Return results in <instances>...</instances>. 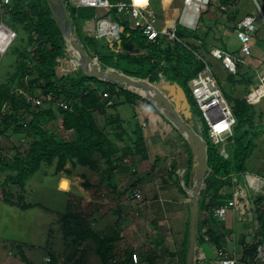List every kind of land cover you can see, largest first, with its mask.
<instances>
[{
    "label": "trees",
    "instance_id": "1",
    "mask_svg": "<svg viewBox=\"0 0 264 264\" xmlns=\"http://www.w3.org/2000/svg\"><path fill=\"white\" fill-rule=\"evenodd\" d=\"M109 1L116 3L119 0ZM211 4L218 5L216 8L222 15L231 10L232 14L227 16V20L234 21L236 19L238 12L235 0H210ZM221 6H228L229 9L221 11ZM233 6L234 8H232ZM70 8L73 11V15H77L79 19L86 18L85 13H82L84 10H94ZM71 11L69 10L68 12L74 29ZM123 19L129 21L125 16ZM0 23L16 34L18 32L26 34L24 37L20 34L22 45L19 42L13 52L16 58L14 64L16 72L12 76V80H16V87H12L9 81L0 84V115L2 112L4 113L1 121L4 140L0 143V150L7 151L11 149L13 151L11 159L8 161L0 160V177L5 173V177L0 184L4 201L10 202L13 198L11 192L5 186L16 185L23 190L26 182L45 166L52 167L54 165L55 172H61L64 171L65 166L69 163L72 168L81 166L96 171L99 169L100 160H102L103 164L106 165L104 169L107 174L106 182L109 187L115 190L114 176L119 164L128 162V157L137 156L140 165L141 163H145L142 164L143 166L146 165L148 155L140 127L136 126L133 132L130 133L128 127H126V121L119 118V114H116V117L113 115L108 116L103 126L98 121V116L105 114L106 109L117 110L121 105L131 106L134 116V107H139L138 103L143 101V99L124 88L121 84L97 81L84 76L80 70L69 74H59L58 66L61 63L60 60L65 56L66 43L54 18L49 0H10L8 5L0 4ZM125 23L118 24L123 28V32L119 35V47H117L115 42L113 48H111L112 50L117 48L119 50L118 54L120 56L115 59H119L123 55L121 54V51H123L127 56H134L141 64L145 61L148 64V73L144 76H138L123 69L120 70L118 67H109L132 78L148 79L151 83H164L165 81L158 80V76L160 75L164 78L167 76L165 79L170 80H167L168 82L177 84L183 90L187 100L192 99L193 101L189 82L203 70L205 66L202 61L205 60L203 57H209L211 49L206 43L205 36L202 37L198 29L190 30L177 25L175 36L179 42L169 40L171 44L167 43L162 48L161 37L155 43L149 42L139 29H134L130 25L127 27ZM198 23L208 27L207 30L209 32L212 31V26L204 24L203 15L199 17ZM236 23L233 31H235ZM74 32H76L75 29ZM134 32L141 33L142 45L133 43ZM92 40H94L95 49H91L88 52L81 42L83 48L88 54L95 53L97 55L103 69L109 68L104 63V57L100 55L101 46L109 49L107 42L104 39L95 37H92ZM33 44H36L33 50L28 48ZM149 46L155 48L153 49L156 50L155 53L150 54L147 49ZM113 53L115 54V52ZM244 57L251 58L252 55ZM260 59L263 58L260 57ZM241 61L237 62L236 73L225 71V81L232 89L237 86H243L245 92H248L251 85L248 72L252 68ZM27 77L31 79L29 81L25 80ZM215 77L217 78V75ZM91 85L92 87H90ZM36 91H39L40 94L36 93ZM23 93L31 97H42L41 104L36 106L28 103ZM222 94L226 101L232 102L231 110L237 120V124L234 128L233 136L228 139V143L232 144V148L229 152L227 151V158L221 156L219 148L215 149L209 140L208 142L205 141L207 146V167L209 169L206 178L214 175V179L220 180V183H222L221 187L225 186L221 192L226 195L223 196L221 192L209 194L205 185V189L200 193L198 203V214L202 216L201 227H205V229L199 236L196 234L197 244L208 243L214 247L216 253L217 250L223 249L226 239H232V233L227 231L224 226L221 227L219 225L220 222L217 221L218 219L214 220V218L210 217L213 214L210 213L205 216L203 212L212 207L223 205L231 199L234 184L229 176L231 173L244 171V163L250 158L255 147L254 139L260 133L253 132L254 114L252 104L245 97L241 99L233 98L232 95L224 90H222ZM46 96L54 97L55 102L48 101ZM59 100L64 103L63 106L58 103ZM151 109H153L152 106ZM57 116L61 118V131L56 129ZM133 116L132 118H134ZM26 117H29L28 123L20 122L25 121L24 118ZM162 119L173 130L177 131L167 120L163 117ZM17 124L19 126H16ZM205 127L207 133L206 124ZM236 130L240 134L237 135ZM65 132H70V134L67 136L66 134L63 135ZM14 134H24V136L28 137L25 148H16L17 145L14 146L10 141V135ZM118 143L124 144L120 147V145H117ZM188 152L187 170L184 175L186 186L191 184L190 174L193 172V154L190 149ZM213 159H217V163ZM213 163L217 164V166H212ZM150 167L149 173L156 168V160ZM136 182H139V179L132 183L131 187L134 188ZM183 194L187 197L185 192ZM249 201L251 202L252 218L255 224L254 236L248 235L251 237L249 239L248 236L244 235L235 239L238 246L242 247V262H249L256 255L257 246L260 243L259 238L264 236V215L259 208V205L264 202V196H258L255 199H249ZM15 203L23 209L33 207L31 204L23 203L21 196L17 198ZM64 210L61 222L64 226L66 237L71 238L69 244L74 247V252L67 257L69 262L66 264H82L81 257L86 255V246L89 241L95 244V253L103 263H109L110 260H114L113 264H133L130 260V255L126 258L125 252L116 250V245L122 240L124 231L122 234L114 231L110 234L101 235L92 230L91 205L83 198L67 194ZM71 224L77 230L76 233L72 230ZM188 236L189 221L185 232L187 243L185 244L184 242L183 248V253L185 254L188 247ZM254 238L255 240L257 239L256 243H253ZM162 245L163 239L158 237L154 244H151L143 252L142 258L146 264L155 263L158 257L157 251L163 254L168 253L164 248H161ZM77 252L80 255L75 260L74 257ZM49 257L50 260L47 264H58V260L53 254L49 253ZM22 260L26 264H32L27 262L24 255H22ZM182 264H185L184 258H182Z\"/></svg>",
    "mask_w": 264,
    "mask_h": 264
},
{
    "label": "rangeland",
    "instance_id": "2",
    "mask_svg": "<svg viewBox=\"0 0 264 264\" xmlns=\"http://www.w3.org/2000/svg\"><path fill=\"white\" fill-rule=\"evenodd\" d=\"M49 1L51 3H55L54 0H49ZM235 3H236V10L238 13L236 19L234 21H230L227 20V16L232 14L231 10H229V12L226 13L225 15H222L220 12H217L218 10L216 7H218V5L215 4L208 5L209 4L208 1L207 2L208 12L211 13V11L214 10L216 11L215 14H217L216 17L217 23L215 24L214 22L216 21L215 19L208 20L209 26L217 27V29L220 30L222 34L226 30L227 35L229 36L227 37L228 38L227 43L226 42L223 43V47L224 48L226 47L225 48L226 51L230 54L237 53L239 55V58L243 60L246 66L259 69L260 71L262 69H260L259 67L263 66L264 68V0H235ZM69 10L71 11L72 9L68 7V11ZM1 12H3V10H1ZM82 13L83 14L85 13L84 14L86 15L85 19H79L77 15H73V11L70 12V14H72V19L74 20L73 25L76 31L75 33L78 35L79 39L84 44L88 52L91 49H95L93 42L94 40H92V37H94L93 30H94L95 20L109 16L112 20H115L119 23L126 22L125 24L127 27H129V25L131 26L129 21L123 19L124 16H122L117 11L110 8L96 9L93 11L84 10ZM246 14L254 16L256 18L254 24L256 28V35L254 37L256 38H254L251 43V45H253L251 58L244 57L239 53L240 43L237 39H236L237 41L235 40V35L233 34V27L235 23L238 22V20H241ZM205 19L206 18H204V20ZM198 20L199 19H197V23ZM197 26L200 27L199 24H197ZM157 27H159L158 24ZM196 28L197 27H194L192 29L195 30ZM1 31L3 33L1 34V38H2L1 40L6 39L7 37L9 38L8 30L6 31L4 29H1ZM20 34H22L23 37L26 35L24 33L18 32L16 34V37L13 38L14 40L11 42V45H9L10 47L7 48V51L4 54L3 53L0 54V84H3L5 82L7 83L9 81L12 87H16V80H12V76L16 72V66L14 65L16 58L14 55L15 53L13 52H14V48L19 44V42L22 45V39L20 38ZM141 39H142L141 33L134 32L133 43L136 45H142ZM161 40H162V44H161L162 48H164L167 45V43L171 44V42L165 36L161 37ZM35 45L36 44H33L31 47L29 46L28 48H31V50H33L35 48ZM108 48L109 49H107L104 46H101V50H100V55L104 57V63L108 65V67L109 66L118 67L120 70L123 69L126 72L138 76H144L148 73V64H146L145 61L143 64H141L137 59H135L134 56H127L125 52H121V54L125 56L121 55V57L116 60L115 58L120 56L118 52H116L117 49L112 50L110 47ZM147 49L150 51V54L155 53L156 51L153 50L155 48H153L152 46L147 47ZM67 50H65L66 55L64 56L65 57L64 60H62L60 65L58 66L59 74H67V73L69 74V72H72L73 68L76 67L75 61L78 62V60L72 54V52L69 51L68 48ZM113 52H115V54ZM259 55L263 59H260ZM203 58L208 61V64L213 74L217 75L216 79H218L219 81V87L221 91L224 90L225 92H228L230 95H232L233 98L241 99L243 97H246L251 91L255 90L259 86V83L256 80L255 70L251 69L248 72L249 73L248 77L251 79V85L249 87V91L245 92V88L243 86H237L232 89V87H230L225 81L226 72L221 68L219 62L211 59L208 56L206 57L204 56ZM33 62H31V64H33ZM64 64H66L67 68L62 67L64 66ZM158 77H159L158 79L159 81L163 80L162 82L164 81L165 82L164 83L154 82L156 83L155 88L159 90L162 94H164L167 99L169 96V100L173 104L177 103V106L181 105V102H179L177 98H173L179 95L177 88H175V84L168 82L170 80L167 79L168 80L167 81L165 79L167 78V76H165L164 78L159 75ZM30 79H31L30 77H27V79L25 80L29 81ZM90 87H92V85ZM124 88L127 89L129 87L124 86ZM129 91L133 92L132 89H130ZM36 93L40 94L39 91H36ZM135 94L138 95L137 93ZM51 101L55 102V98L50 97V102ZM60 101L61 100H59L58 103L62 104L63 106L64 103ZM193 101L192 99L188 101V104L190 106V112L192 113L191 127L198 135H200L204 139V141L208 142L209 139L207 137L206 127H205L206 123L204 121V118L202 117L201 112L199 111L197 106L194 104L195 102ZM143 102L145 103L140 106L142 110L141 113L144 116L143 118H145L147 121L144 122L143 119H141L142 118L141 115L138 116L139 119H133L132 118L133 108L127 105H121L117 108V110L106 109L105 114L98 116L99 124L103 126L105 119L108 116L113 115L116 117V114H119L120 116L119 118H122L123 120L126 121L127 123L126 127H128V131L130 133L133 132L136 126H138L141 128L142 132L144 131L145 134L146 131L148 132L149 129L153 126V124H150L146 128V123L148 122V120H150V122H153L150 119V117H152L153 114H157L160 116V113L153 104L149 103L144 99ZM227 103L229 107L232 109V105H233L232 102L227 101ZM151 106L153 110L151 109ZM252 106H253L252 110L254 114L253 132L257 134L259 132L260 133L257 137H255L256 139H254L255 147L254 150L252 151L250 158L247 159L244 163V171L241 173L239 172L231 173V175L229 176L231 181L233 180V177L237 179V185H234V187L238 186L242 188L249 199H252V197H251V191L249 190L246 184L247 183L245 177L246 174L257 175L264 179V96H261L259 101L256 104H253ZM138 111L140 113L139 109ZM24 119L25 121H20V122H25V124L29 122V117H26ZM56 123H57L56 129L61 131L62 130L61 118L59 116H57L56 118ZM16 126H19V124H17ZM65 134L67 136L68 134H70V132H65L63 135ZM236 134L238 135L240 134V132L236 130ZM152 135H154L155 137H153V139L151 140L148 146L150 147L153 146L152 144H154V142L156 141L162 147L164 152L163 153L161 150L159 154H163L164 156L165 154L172 153L176 149L178 150V148L175 146L174 143L175 141L173 140V137L171 136L166 137L165 131L161 133H153ZM178 135L185 144V149H186L185 152L186 151L188 152L190 147L179 133ZM27 140L28 137L26 135L24 136V134L22 135L20 134L16 141V145H17L16 148H22V149L25 148L27 145L26 143ZM123 144L124 143H118L117 145L118 146L120 145L121 147ZM214 148L218 149L219 146L214 145ZM231 148H232V144L227 143L226 151L229 152ZM9 152L10 154L8 153L7 156L12 157L13 151L11 150ZM190 152L192 153L191 150ZM157 160H158L156 161L157 164H163L165 162L163 158ZM127 161L128 162L126 163L119 164L115 171V175H116V180L114 182V184H116L115 190L109 187L106 182L107 174L104 172L106 165L103 164L102 160H100L99 169H97L96 171L81 166L72 168L71 165L68 163L65 166L66 169H64V171H61L63 172V174L62 173L61 174L63 176L67 175L68 177H70V180L72 182L71 187L68 188L69 186L68 181L62 179L60 182V188L62 190L68 189V191H66L68 194H73L80 198H83L87 203L91 205L92 230L98 232L101 235L110 234L114 231H118L121 234L124 230L130 232V234L127 233L126 231L123 232L122 239L123 238L125 239L123 242H120L119 244L117 243L116 250L117 251L121 250L125 252V257L127 258L130 255V251L133 249L134 244L139 246L141 245L143 251L138 252V254L140 257H142V254H144L143 252H145L148 249V247L151 244H154V242L158 239V234H156L153 229L155 225L151 223L152 221L157 219V214L150 212L146 214V216L144 215L140 217V213H139V211L142 210L145 205L144 202L152 201V199H150L152 193L149 192L152 190L151 189L148 190L150 181L148 183H144L143 185L139 184V182H136L134 188L131 187V184L138 179V175H141L143 172L149 171L150 163L147 162L146 165H144L145 167L142 165L145 163H141L140 165V161H138L137 156L128 157ZM213 161L217 163L218 160L213 159ZM213 165L217 166V164L215 165L214 163L212 164V166ZM134 169L136 170L135 172H137L138 175L137 173H134ZM183 174L184 175L186 174V170ZM56 175H59V172H55L54 165L52 167L45 166L42 167L27 182L28 193L32 191L30 194V201L39 200L41 204H38V206L40 208H42L43 206L48 207L49 209H51V211L48 210L49 213L44 212L43 209H35V210L23 212L20 209H18L16 206L15 207L11 206L10 202L7 203L0 199V237L4 238L3 241H0V264H26V262L22 260L23 254L21 255V253H23L24 251L30 252V257L33 259V262H35L36 264H47L45 262V259L49 256V253L53 254L57 258L58 264H66L69 262L67 260V257L74 252V247L69 244L71 238L66 237V234L64 233V226L61 222V216L65 210L63 209L60 214L57 213L55 214L54 212L56 211L54 203L57 200V197L55 196L53 191L55 189V184H56V178H57ZM4 177H5V173L2 174V176L0 177V183L3 181ZM193 177H194V171L190 174L191 184L189 186L185 185L184 177L182 184L180 183V186L183 187V190L186 192L187 197L185 198L181 196L182 194L179 191V196H180L179 198L181 200H185L188 203H189L188 192L190 191V188H192L194 182ZM176 183L178 185V182ZM205 185L209 194H215L218 192L220 193L222 190H224L223 188H225V186L221 187L222 183H220V180L214 179V175H210L209 177L206 178V180H204V186ZM6 187L8 190L14 193L12 194L13 196L16 194L15 189L16 190L18 189L16 185H9V186L7 185L5 186V188ZM152 187L154 186L152 185ZM137 189H140L142 192V200L141 201L129 200L130 194ZM204 189L205 187L203 188V190ZM221 193L223 196L226 195L223 194L224 192ZM16 197L17 196L13 197V202L14 201L17 202ZM149 206H152V204H150ZM152 208L154 209L153 206ZM153 209H151L150 211H152ZM179 209H180L179 201L174 200L167 208V213L169 214L167 215L166 213V215H164L165 217L162 216L164 217L162 218V221L170 220L169 221L170 223L167 224V222H165L163 225L164 227L162 228V232H164L166 239V244H164L163 241V245L161 247L164 248V250H167V248H170L171 246L172 238L168 234V232H171L174 235V233L176 232L175 228L179 227L177 223L179 222V219L178 216L175 215L178 212H180ZM154 212L156 211L154 210ZM229 212L230 211H228V213ZM210 217L214 218V220H217V218L213 216ZM210 217H208L209 220H211ZM234 220L232 218H229V214H227V218L225 221H219V220L217 221L220 222L219 225L221 227L224 226L225 229H227V231L229 230V232H231L230 231L231 228L228 229L227 226L229 225L232 226L233 223H235L236 228L239 227L243 232H245L248 227H251V229H253L252 227H254V223L251 224L248 217L246 216H238L236 214ZM185 221H186L185 225L187 228V222L189 221V218L186 217ZM201 221H202V216L198 214L196 219V230H197L196 234L198 236L202 232H204L205 229V227H201ZM71 226H72V230H74V232L76 233L77 230L75 229V227L73 228V224H71ZM168 228H170V230ZM248 238L251 239L250 236H248ZM141 239L144 241V243ZM259 240L261 243H263L264 236H261ZM184 242L185 244L187 243L185 239ZM5 245L8 248V250L5 249L4 247ZM118 245L120 247H118ZM86 252H87L86 255H84V257H81V260L83 261L82 264L110 263V262L103 263L101 261L99 256H97V254L95 253V244L92 241H89L87 243ZM184 254L185 253H183L182 251L180 256L181 258L185 259L186 254L185 257ZM79 255L80 254L77 252L74 259L76 260L77 258H79ZM157 255L158 257L155 260L154 264H160L157 263V260H159L160 257H166L165 259H167L166 263L161 261V264H178L176 257L174 256L175 254L172 252L163 254L160 251H157ZM216 258L218 261L217 254H216ZM11 260L13 261L11 262Z\"/></svg>",
    "mask_w": 264,
    "mask_h": 264
},
{
    "label": "built area",
    "instance_id": "3",
    "mask_svg": "<svg viewBox=\"0 0 264 264\" xmlns=\"http://www.w3.org/2000/svg\"><path fill=\"white\" fill-rule=\"evenodd\" d=\"M10 0H0V4H8ZM66 7H72L75 9L80 8H92V9H115L119 14L127 16L131 27L139 29L145 36L147 41L155 43L158 38L165 36L170 41L179 40L175 36L176 25H168L165 30L159 29L156 26V17L154 13L149 11V0H119L116 3H111L109 0H63ZM195 5V6H194ZM206 4L196 6L195 0H183L184 8L191 9L192 7L198 8V11L205 9ZM228 6H221V11H227ZM196 17L194 24H197ZM256 18L251 15H245L241 20L236 23L235 35L240 43L239 53L244 56H251V41L256 35V28L254 26ZM119 25L110 22L107 19H99L96 21V35L95 38H105L111 42H115L119 38ZM15 34L11 33L10 36ZM66 55V54H65ZM209 57L219 62L221 68L229 73H236L237 62H240L238 54H230L227 51L219 48H211L209 51ZM65 58V57H64ZM61 59L60 61L64 60ZM91 58L96 64H100L98 57L95 53H91ZM202 59V58H200ZM204 68L198 75L189 82V88L191 90L193 99L204 118L207 126L208 139L213 145L219 146V153L224 158L228 157L226 146L228 139L234 134V128L237 124V120L232 113L227 101L225 100L222 91L219 87L218 81L213 74L210 66L206 60H202ZM243 62V61H241ZM73 68L72 72L78 71V64ZM66 67V64H64ZM256 73V80L259 86L251 91L245 98L250 104H256L261 96H264V70L252 68ZM71 73V72H69ZM68 74V73H67ZM27 102L32 105H40L41 98L31 97L26 93H23ZM106 96V95H104ZM46 99L50 101V96H46ZM4 113L0 115V143L4 140L2 134L1 121ZM207 147V146H206ZM6 151L0 150V160L8 161L10 159L7 156ZM246 184L251 191L252 198L257 196H264V179L258 176L246 174ZM252 179V181L250 180ZM234 185H237V179L233 177ZM1 197V192H0ZM142 199V193L140 190H135L129 196V200L140 201ZM251 203L246 196L245 191L236 186L232 192L231 199L218 207H212L209 210H205L203 215L208 216L213 214L219 221H224L227 218L228 211L235 212L238 216H247L249 221L253 220V213ZM264 215V203L259 205ZM257 241H255L256 243ZM242 247L237 254H230L227 250H217L218 261L217 264H264V241L258 243L256 255L249 262L241 261ZM50 258H46V262H49ZM130 260L133 264H139V255L135 252L130 254ZM114 260H110V264H113Z\"/></svg>",
    "mask_w": 264,
    "mask_h": 264
},
{
    "label": "crops",
    "instance_id": "4",
    "mask_svg": "<svg viewBox=\"0 0 264 264\" xmlns=\"http://www.w3.org/2000/svg\"><path fill=\"white\" fill-rule=\"evenodd\" d=\"M208 1H209L208 5H210V0H195L197 7H199V5L206 4L205 5L206 8L202 9L200 11H198V8H195V7H192L191 9L184 8L183 0H149V4H148L147 9L149 11H151L152 13H154V15L156 17V21H157L156 26H157V24L159 26L157 28L165 30L169 24L170 25L173 24L176 26L180 25V26H182L186 29H190V30H193L192 28L197 27L196 29H198V31L200 32V35L202 37L205 36L206 43L209 47L220 48V49L226 50L225 49L226 47L225 48L223 47V43L224 42L227 43V41H228L227 37H229V36L227 35V31L225 30V28H224L225 32L222 34L220 32V30H218L217 27H215V26H212V31L209 32L207 30L208 27H205L201 23H197L200 25V27H198L197 24L196 25L194 24L195 19L198 15H199V17L201 15H204V18H206L204 20V24L206 26H209L208 20H214V19L216 20L217 19L216 18L217 14H215L216 11L213 10V11H211V13L208 12V10H207V2ZM232 8H234V6ZM82 9H89V8H82ZM94 10H96V9H94ZM104 18L111 21V22L119 24L117 21L112 20L109 16L104 17ZM97 20H99V19H97ZM97 20L94 21L95 22L94 30H93V36L94 37L96 35V21ZM214 22L216 24L217 20ZM1 29H4L6 31L8 30V32L11 31L9 28H7L2 23H0V31H1ZM204 30H205V32H204ZM225 33H226V36H225ZM233 34L235 35V31H233ZM254 38H256V37H254ZM236 39L237 38L235 36V40ZM104 40H105V42H107L108 47H110V48L115 43V42H113V44H111L112 42L110 40H107V39H104ZM252 46L253 45H251V53L253 50ZM118 51L119 50L117 48L116 52H118ZM121 52H123V51H121ZM259 57H260V55H259ZM259 68L264 70L263 66L259 67ZM144 103L145 102L140 101L138 103L139 107H137V106L134 107V116H133L134 118L133 119H139L138 116L141 115V117H142L141 119H143L144 122L147 121L145 118H143L144 116L142 115V113H141L142 110L140 108V106L143 105ZM138 109L140 110V113H139ZM150 119L153 122H150V120H148V122L146 123V128L150 124H153V126L149 129L148 132L146 131L145 134H144V131L142 132L144 142H145L146 151H147V155H148V161L147 162L150 163L149 171L143 172L141 175H138V173L135 172L136 170L134 172L137 173V175H138L139 184L143 185L144 183H148L150 181L148 190H150V189L152 190V191H149L152 193L151 197H150V199H152V201L144 202L145 205H144L143 209L139 211V213H140V217L144 216V215L146 216V214H148L150 212L157 214V219L155 218L156 220L152 221L151 223L153 225H155L153 228L155 233L158 234V237H161L164 241V244H166L165 234H164V232H162V228L164 227L163 226L164 223L167 222V224H169L170 220L169 221L168 220L162 221V218L165 217L164 215H166V213H167L168 206L174 200L179 201V203H180L179 211L180 212L175 214L176 216H178V219H179V222H177L179 227L175 228L176 232L174 233V235H173V233L168 232V234L171 236L172 240H171L170 248H167L166 251L168 253H170V252L174 253L175 254L174 256L176 257L177 263L181 264L182 258L180 256V254L182 253L183 246H184V239H185V232H186V225H185L186 221H185V219H186V217L188 218V216H189V212H188L189 203L186 202L185 200H181L179 198L180 197L179 191L182 194L181 196L186 198V196H184V194H183V192H185V191L183 190V187L180 186V183L182 184L183 177H184L183 173L185 172V170H187L186 161H187V158L189 157V152H187V151L185 152V150H186L185 144H184L183 140L179 137L177 131L173 130L171 128V126L169 124H167L162 119L161 116H159L157 114H153V116L150 117ZM163 131H165L166 137L167 136L173 137V140L175 141L174 142L175 146L178 148V150L176 149L172 153L165 154L164 156H163V154H159V152L161 150L163 152V149L156 141L154 142V144H152L153 146H151V147L148 146L149 143L151 142V140L153 139V137H155L152 134L153 133H161ZM18 136H19L18 134L10 135V141L14 144V146L16 145V141H17ZM9 151H11V149L7 150L6 152H8L10 154ZM161 158H163V160L165 162L163 164H157L156 163V168L151 173H149L151 170L150 169L151 164H153V162L155 160L158 161L157 159H161ZM64 169H66V168H64ZM61 173L63 174V172H59V175H56L57 176L56 184H55V189L53 190L55 196L57 197V200L54 203V206L56 208V211H54L55 214L56 213L60 214L62 212V210L65 208V200H66V196L68 194L66 192V191H68V189L62 190L60 188L61 180L65 179L68 181V184H69L68 188L71 187V183H72L70 180V177H68L67 175L63 176ZM114 177H115L114 180H116V175ZM171 178H173V179H171ZM27 182H26L23 190H21L19 188L17 190L15 189L16 194L14 196H17V198L19 196H21L23 198V203L31 204V205H33V207L28 208V209H23L20 206L14 204L15 201L13 202V198L10 201V203H11L10 205L13 207L16 206L18 209H20L23 212L31 211V210H35V209H43L44 212L49 213V211H51V209H49L48 207L43 206L42 208H40L38 206V204H41L39 200L30 201V194L32 191H30L28 193ZM176 182H178V185ZM152 185L154 187H152ZM4 202H6V201H4ZM7 203H9V202H7ZM150 204H152L154 209L152 208V206H149ZM161 207H162V209H161ZM151 209H153V210L150 211ZM154 210L156 212H154ZM229 211H230L228 213L229 218H232L234 220L236 217V213H234L231 210H229ZM168 214L169 213H167V215ZM162 216H164V217H162ZM168 217H170V216H168ZM161 222H162V224H161ZM227 227H228V229L231 228L230 231L232 233V235H231L232 239H230V240L226 239V243H225L223 248L225 250H227L230 254H233V253L237 254L239 246L235 242V239L238 236L242 237L244 235L245 236L251 235V233L255 230V227H252L253 229H251V227H248L245 232H243L239 227L236 228L235 223H233L232 226L229 225ZM168 229L170 230V228H168ZM124 231H126V230H124ZM126 232L130 234V232H128V231H126ZM124 239L125 238H123L120 242H123ZM3 240H4V238L0 237V241H3ZM143 243H144V241H143ZM4 247L6 250H8L6 245ZM118 247H120V246L118 245ZM140 251H143L142 246L134 244V247L130 251V253L135 252L138 254V252H140ZM22 254L25 256L27 262H30L32 264H36L35 262H33V259L30 257V252L24 251ZM216 254H217L216 250L214 249V247L212 245H210L208 243H204V244H197L196 243V250L194 253V262H195V264H217ZM165 258L166 257H160L159 260H157V263L161 264V261L166 263L167 259H165ZM12 261L13 260H11V262ZM139 262H140L139 264L145 263L144 260L142 259V257H140Z\"/></svg>",
    "mask_w": 264,
    "mask_h": 264
},
{
    "label": "water",
    "instance_id": "5",
    "mask_svg": "<svg viewBox=\"0 0 264 264\" xmlns=\"http://www.w3.org/2000/svg\"><path fill=\"white\" fill-rule=\"evenodd\" d=\"M55 3H51L54 18L57 22L58 28L66 44H70L75 51L79 54V60L77 62L80 72L89 78H93L97 81L118 83L129 87L133 92L137 93L135 89H143L146 95L138 94L141 98L153 104L163 116L184 138L190 150L193 154L192 168L194 171L192 193H188L189 196V236L188 247L185 258V264L194 263V252L196 248V219L198 214V202L201 190H203L204 180L207 176V147L204 139L198 135L190 126L192 113L190 112V106L183 90L175 84L179 95L173 98H177L181 105L177 106L159 92L155 90L146 79H135L125 76L113 69L103 70L93 61L91 56L85 51L78 35L73 31L72 21L70 15L66 9L63 0H54ZM120 32H123V28L120 27ZM117 47L120 45V41H117ZM173 87V86H172ZM127 88L128 90H130ZM183 113V114H181ZM188 121V122H187Z\"/></svg>",
    "mask_w": 264,
    "mask_h": 264
},
{
    "label": "clouds",
    "instance_id": "6",
    "mask_svg": "<svg viewBox=\"0 0 264 264\" xmlns=\"http://www.w3.org/2000/svg\"><path fill=\"white\" fill-rule=\"evenodd\" d=\"M64 2V1H63ZM9 3H10V1H9ZM8 3V4H9ZM8 4H4V5H8ZM66 9H67V7H66ZM81 9V8H80ZM89 9H92V8H89ZM97 9H100V8H97ZM68 11V10H67ZM69 13V12H68ZM102 19H105V18H102ZM111 22V21H110ZM114 23V22H113ZM117 24V23H116ZM118 25V24H117ZM119 29H120V26H119ZM73 31H74V29H73ZM119 32H120V30H119ZM11 33H13V34H15L14 36H10V34ZM120 33H122V32H120ZM120 33H119V35H120ZM8 35H9V38L7 37L6 39H3V40H1V42H3V43H5V40H7V46H5L4 48H2L1 50H0V54L1 53H5L6 51H7V48H9L10 46L9 45H11V42L14 40L13 38H15L16 37V33L14 32V31H9L8 32ZM101 39H105V38H101ZM118 40H119V38H118ZM117 40V41H118ZM117 41H115L116 43H117ZM120 41V40H119ZM111 44H113V42L111 43ZM66 46H67V44H66ZM113 46L114 45H112V47L111 48H113ZM3 50V51H2ZM65 50H67V48L65 49ZM88 53V52H87ZM90 55V54H89ZM91 56V55H90ZM98 65V64H97ZM99 66V68H101L102 66L99 64L98 65ZM101 69H103V68H101ZM106 69H112V68H105V69H103V70H106ZM78 70H79V68H78ZM114 70V69H113ZM116 71V70H115ZM119 72V71H118ZM119 73H121V72H119ZM122 74V73H121ZM124 75V74H123ZM126 76V75H125ZM129 77V76H128ZM147 81H148V79H146ZM149 82V81H148ZM150 83V82H149ZM194 100V99H193ZM195 102V101H194ZM196 104V103H195ZM197 106V105H196ZM198 108V107H197ZM157 109V108H156ZM159 111V110H158ZM160 113V112H159ZM160 116H162L161 114H160ZM163 117V116H162ZM168 122V121H167ZM188 122V121H187ZM169 123V122H168ZM190 123V126H192V118H191V121L189 122ZM192 128V127H191ZM206 143V142H205ZM8 153V152H7ZM10 159H11V157H10ZM207 169H208V167H207ZM209 172V169H208V171H207V173ZM251 175V174H250ZM2 176V175H1ZM253 176H257V175H253ZM258 177H260V176H258ZM260 178H262V177H260ZM2 183V182H1ZM0 183V184H1ZM8 191H10V190H8ZM0 192H1V197H0V199L1 200H3L2 198V188H1V186H0ZM11 192V191H10ZM11 194H14V193H12L11 192ZM131 195V194H130ZM13 196V195H12ZM14 197V196H13ZM251 197H252V195H251ZM258 197V196H257ZM199 199H200V197H199ZM249 199V198H248ZM253 199V198H252ZM142 200V199H141ZM140 200V201H141ZM250 202V201H249ZM251 203V202H250ZM263 204V203H262ZM235 213V212H234ZM247 217V216H246ZM253 221L251 222L252 224L254 223V219H252ZM225 221V220H224ZM254 227H255V224H254ZM197 232V231H196ZM254 232H255V230L251 233V237H253L254 236ZM197 236V235H196ZM255 241H257V239L255 240V238H254V240H253V243L255 242ZM261 243V242H260ZM239 249H240V247L238 248V252H239ZM195 250H196V248H195ZM237 252V253H238ZM131 253H133V252H131ZM130 253V254H131ZM195 253V252H194ZM49 257V256H48ZM50 258V257H49ZM140 258V257H139ZM45 262H46V259H45ZM46 263H48V262H46ZM195 263V262H194Z\"/></svg>",
    "mask_w": 264,
    "mask_h": 264
},
{
    "label": "bare ground",
    "instance_id": "7",
    "mask_svg": "<svg viewBox=\"0 0 264 264\" xmlns=\"http://www.w3.org/2000/svg\"><path fill=\"white\" fill-rule=\"evenodd\" d=\"M1 34H3L2 33V31H0V50L2 49V48H4L5 46H7V40H5V43H3V42H1ZM5 36V35H4ZM67 48L72 52V54L76 57V59L77 60H79V54L75 51V49L69 44L68 46H67ZM3 51V50H2ZM73 60V59H72ZM74 61V60H73ZM76 62V61H75ZM150 86H152L155 90H157L156 88H155V86H156V84L155 83H150ZM135 91L138 93V94H141V95H146L145 94V91L143 90V89H135ZM159 91V90H158ZM160 92V91H159ZM165 96V95H164ZM251 181H252V179H251ZM188 193H192V189L190 188V191L188 192Z\"/></svg>",
    "mask_w": 264,
    "mask_h": 264
},
{
    "label": "snow or ice",
    "instance_id": "8",
    "mask_svg": "<svg viewBox=\"0 0 264 264\" xmlns=\"http://www.w3.org/2000/svg\"><path fill=\"white\" fill-rule=\"evenodd\" d=\"M138 2H140V0H138ZM144 2H146V0H144Z\"/></svg>",
    "mask_w": 264,
    "mask_h": 264
}]
</instances>
